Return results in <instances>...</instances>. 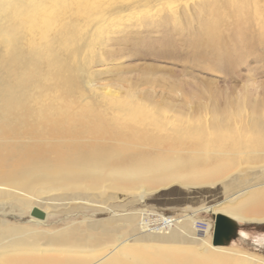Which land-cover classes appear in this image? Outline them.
Masks as SVG:
<instances>
[{"label": "bare ground", "instance_id": "1", "mask_svg": "<svg viewBox=\"0 0 264 264\" xmlns=\"http://www.w3.org/2000/svg\"><path fill=\"white\" fill-rule=\"evenodd\" d=\"M167 1L0 0V214L22 212L38 195L60 190L84 187L93 191L106 183L122 190L129 188L127 184L134 188L162 184L185 174L204 178L233 166L224 160L231 154L254 157L255 151L264 153L263 88L242 89L235 100L224 92L223 109L210 92L212 105H199L204 120L197 126L190 118L189 103L198 91L191 96L172 86L165 92L169 98L160 105L154 90L147 95L127 89L130 101L125 102L119 98L121 90L114 98L116 93L94 86L93 68L103 63L99 49L103 51L112 41L109 35L122 33L142 19L151 21L157 16L155 8ZM251 3L255 15L254 9L249 10ZM230 4L237 6L227 18L235 23L233 38L223 36L220 29L225 22L222 10ZM200 8L208 17L199 33L206 41L199 48L209 50L213 57L230 58L233 50L226 47L231 39L242 48L264 44V0H204ZM164 22L176 21L166 17ZM123 26L121 32L116 30ZM249 29L250 36L246 34ZM140 82L157 84L152 77ZM140 98L154 106L136 104ZM242 104L252 110L249 128L260 129L255 131L261 137L221 144L213 127L229 124L227 115L236 117L230 110L241 111ZM208 112L211 121L206 118ZM33 210L31 217L38 219L32 216ZM218 212L238 222H262L264 191L252 194L245 204ZM159 222L169 226L174 221ZM9 226L0 220V264H223L241 254L213 246L201 255L163 252L149 257L133 253L128 241L118 242V237L117 245L100 248L114 239L110 233L92 234L74 227L51 235ZM87 249L96 254L84 257ZM60 253L81 254L62 257Z\"/></svg>", "mask_w": 264, "mask_h": 264}, {"label": "rangeland", "instance_id": "2", "mask_svg": "<svg viewBox=\"0 0 264 264\" xmlns=\"http://www.w3.org/2000/svg\"><path fill=\"white\" fill-rule=\"evenodd\" d=\"M203 1L168 0V4L155 8L157 16L151 21L142 19L130 25L126 31L123 29L125 26L117 28L120 32L124 31L109 35L112 41L102 47L103 51L99 49L104 58L102 65L93 68L97 74L94 86L112 95L116 93L114 98L119 97L117 92L121 90L119 98L125 102L130 101L127 89L136 88L147 95L154 90L155 102L160 105L169 98L165 92L172 86L185 89L190 95L192 91H198L197 95H191L193 97L189 103L193 125L204 120L199 105L211 104L210 92L214 95L213 100H217L223 109L224 92L235 100L242 89H264V44L242 48L231 39L226 48L233 50V55L225 59L215 58L209 50L199 48L206 41L204 36L201 38L199 35L208 17L200 8ZM250 5L249 10L254 9L252 13L255 15L253 3ZM235 6L230 4L222 10L225 22L220 28L221 33L230 38H233L235 23L227 18L236 9ZM166 17L174 18L176 22L167 24L164 22ZM248 32L251 33L250 29L246 30L250 36ZM152 50L155 55L151 54ZM147 77L156 79L157 84L153 87L142 82L137 84L139 79ZM202 91L206 92L204 96ZM136 102L138 105H150L151 108L154 106L146 99L140 98ZM230 111L232 115L235 111L236 117L228 114L227 117L231 118L229 124L213 127V130L216 129L215 138L221 144L229 146L237 138L243 139L244 143L261 137L255 131L260 129H250L248 126V117L252 112L249 105L242 104L241 111L237 108ZM239 115L242 118H238ZM211 116L208 112L207 120L211 121ZM261 116V120H264V109ZM254 157L242 153L231 154L224 160L228 159L233 166L220 173L207 174L204 178L187 177L184 173L182 177H172L162 184H144L135 188L133 184H127L129 188L122 190L106 183L99 190L89 191L83 187L79 191L60 190L40 194L31 201L32 206L28 205L22 212L15 210L9 215L0 214V220L7 222L9 227H26L40 234H62L74 227L92 234L110 233L115 236L114 239L100 248L117 245V239L118 242L126 240L130 251L149 257L163 252L201 255L214 246L216 215L221 214L218 210L245 204L252 194L264 191V153L255 151ZM34 208L45 212L46 219L32 218L30 214ZM167 217L174 218L171 225L165 226L167 230H163V227L154 230L156 226H150ZM231 219L238 223V235L224 248L237 250L241 254H234L231 260L223 264H264V221L238 222ZM79 239L83 242L81 236ZM84 252V257L96 254L91 249ZM65 254L60 253V256L77 257L81 253Z\"/></svg>", "mask_w": 264, "mask_h": 264}, {"label": "water", "instance_id": "3", "mask_svg": "<svg viewBox=\"0 0 264 264\" xmlns=\"http://www.w3.org/2000/svg\"><path fill=\"white\" fill-rule=\"evenodd\" d=\"M32 216L42 220L45 219V214L39 209H34ZM237 235L238 223L236 221L223 214L216 215L213 233L214 246H226L230 244V242H232Z\"/></svg>", "mask_w": 264, "mask_h": 264}, {"label": "built area", "instance_id": "4", "mask_svg": "<svg viewBox=\"0 0 264 264\" xmlns=\"http://www.w3.org/2000/svg\"><path fill=\"white\" fill-rule=\"evenodd\" d=\"M167 218L171 219L172 217H167ZM172 219H174V218H172ZM160 223H161V222H153V223H151L150 226H151V227L156 226L154 230H160L161 227H163V230H167V229H166L167 227H165V226H161Z\"/></svg>", "mask_w": 264, "mask_h": 264}]
</instances>
